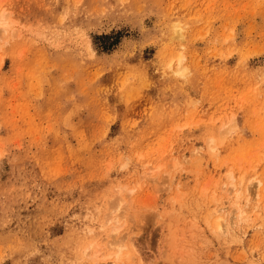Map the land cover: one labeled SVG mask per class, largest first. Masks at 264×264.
Wrapping results in <instances>:
<instances>
[{
	"label": "rangeland",
	"instance_id": "1",
	"mask_svg": "<svg viewBox=\"0 0 264 264\" xmlns=\"http://www.w3.org/2000/svg\"><path fill=\"white\" fill-rule=\"evenodd\" d=\"M0 264H264V0H0Z\"/></svg>",
	"mask_w": 264,
	"mask_h": 264
},
{
	"label": "bare ground",
	"instance_id": "2",
	"mask_svg": "<svg viewBox=\"0 0 264 264\" xmlns=\"http://www.w3.org/2000/svg\"><path fill=\"white\" fill-rule=\"evenodd\" d=\"M181 58V57H180ZM180 60V63H181V59H179ZM174 65H173V62L171 61L170 62V67H173ZM176 72H178V73H182V74H184L185 73V70L182 68V67H178V69L177 70H175ZM259 185H261V182L259 183ZM216 225H217V227L219 228V229H222V223L219 221V222H217L216 223Z\"/></svg>",
	"mask_w": 264,
	"mask_h": 264
}]
</instances>
